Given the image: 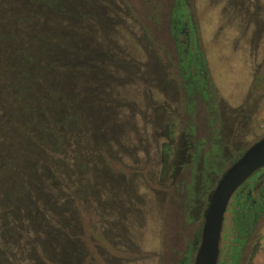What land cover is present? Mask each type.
Segmentation results:
<instances>
[{
    "label": "rangeland",
    "instance_id": "obj_1",
    "mask_svg": "<svg viewBox=\"0 0 264 264\" xmlns=\"http://www.w3.org/2000/svg\"><path fill=\"white\" fill-rule=\"evenodd\" d=\"M36 1L0 0L50 52L43 109L0 92V264H194L211 191L264 137V0ZM239 221L217 264H264V216Z\"/></svg>",
    "mask_w": 264,
    "mask_h": 264
},
{
    "label": "trees",
    "instance_id": "obj_2",
    "mask_svg": "<svg viewBox=\"0 0 264 264\" xmlns=\"http://www.w3.org/2000/svg\"><path fill=\"white\" fill-rule=\"evenodd\" d=\"M37 5L41 6L43 12L50 13V4H44L38 0L36 7ZM72 7L73 10H78L77 7L73 5ZM53 10L55 13L59 12L58 8ZM36 21L31 19L30 15H23L13 9L10 4L4 7L0 5V87L2 89L0 92L7 91L9 100L6 102L11 103L10 107L18 103L19 108L26 109L28 106L26 103L31 104L28 98L35 100L34 97H36L38 102L44 103L43 109L50 96V86L47 80L43 81L42 72L39 70L50 53L46 41L49 34L45 30L34 28L32 24ZM32 67L34 71H38L37 77H30ZM72 95L78 101L80 91ZM84 115L87 117L86 113ZM10 119L11 117L7 115L0 125L13 128ZM4 137L5 135L1 137L0 148L9 149L8 139Z\"/></svg>",
    "mask_w": 264,
    "mask_h": 264
},
{
    "label": "water",
    "instance_id": "obj_3",
    "mask_svg": "<svg viewBox=\"0 0 264 264\" xmlns=\"http://www.w3.org/2000/svg\"><path fill=\"white\" fill-rule=\"evenodd\" d=\"M261 168H264V137L242 154L211 191L204 213L201 245L194 264H217L225 215L231 198L239 186Z\"/></svg>",
    "mask_w": 264,
    "mask_h": 264
},
{
    "label": "flooded vegetation",
    "instance_id": "obj_4",
    "mask_svg": "<svg viewBox=\"0 0 264 264\" xmlns=\"http://www.w3.org/2000/svg\"><path fill=\"white\" fill-rule=\"evenodd\" d=\"M244 152L245 151L240 153V155L232 161L228 169ZM228 210H232V212L237 215V219H240L239 223L242 226L246 225L250 220V222H254L264 216V168L258 170L253 176L239 186L231 198ZM199 240L197 236L192 247H196ZM186 260L187 259H185L182 264H185Z\"/></svg>",
    "mask_w": 264,
    "mask_h": 264
}]
</instances>
